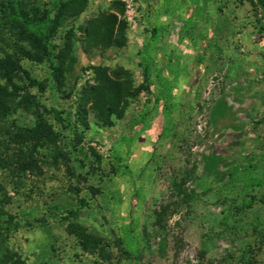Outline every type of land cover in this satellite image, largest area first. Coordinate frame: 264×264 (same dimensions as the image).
Returning a JSON list of instances; mask_svg holds the SVG:
<instances>
[{"label":"rangeland","instance_id":"374dc122","mask_svg":"<svg viewBox=\"0 0 264 264\" xmlns=\"http://www.w3.org/2000/svg\"><path fill=\"white\" fill-rule=\"evenodd\" d=\"M263 18L255 0H72L59 81L19 60L45 91L20 82L31 105L5 124L40 114L58 137L33 171L0 168V261L264 264V70L235 68L264 57Z\"/></svg>","mask_w":264,"mask_h":264},{"label":"trees","instance_id":"16d2710c","mask_svg":"<svg viewBox=\"0 0 264 264\" xmlns=\"http://www.w3.org/2000/svg\"><path fill=\"white\" fill-rule=\"evenodd\" d=\"M255 2L264 17V0ZM71 4L72 0H0V140L10 150L9 155H0L2 169L13 168L20 173L33 171L36 167L33 152L43 145H53L57 141L58 134L40 114H36L35 122L29 128L13 124L7 126L5 122L17 105H31L33 96L24 92L26 90L19 86L20 82H25L26 87L35 88L39 92L45 91L42 83L32 79L20 67L21 58L46 61L53 81H59L65 62V48L59 49L54 40ZM151 62L148 50L143 70L146 82L152 73L149 66ZM262 162L264 163V154ZM188 175L189 173L184 175L176 185V197L190 206L195 197L183 189ZM2 215L0 207V230ZM160 222L161 214L158 213L156 225L159 226ZM9 263L10 259L7 257L0 261V264Z\"/></svg>","mask_w":264,"mask_h":264},{"label":"crops","instance_id":"0c3cea01","mask_svg":"<svg viewBox=\"0 0 264 264\" xmlns=\"http://www.w3.org/2000/svg\"><path fill=\"white\" fill-rule=\"evenodd\" d=\"M241 43H244V46L248 45V40H241ZM252 48L250 49L251 54L245 53L244 55H240V57L236 60L237 64L235 65L236 70H239L241 73L244 71L242 74L245 75L247 71H253V72H259L264 70V57L263 55L260 54L261 52V44H255L254 46H251ZM260 47V48H259ZM258 69V70H257ZM251 73H249L250 75ZM243 78V77H242ZM249 81V79H252L251 76L244 77Z\"/></svg>","mask_w":264,"mask_h":264}]
</instances>
